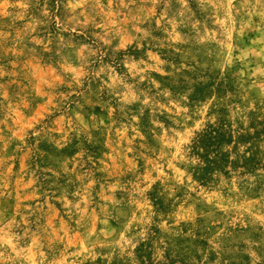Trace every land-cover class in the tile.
I'll return each mask as SVG.
<instances>
[{"label": "rangeland", "instance_id": "374dc122", "mask_svg": "<svg viewBox=\"0 0 264 264\" xmlns=\"http://www.w3.org/2000/svg\"><path fill=\"white\" fill-rule=\"evenodd\" d=\"M0 264H264V0H0Z\"/></svg>", "mask_w": 264, "mask_h": 264}]
</instances>
